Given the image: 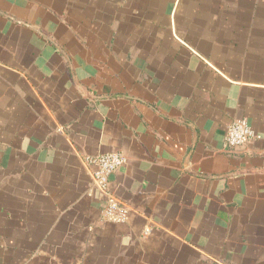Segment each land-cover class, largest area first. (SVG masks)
Wrapping results in <instances>:
<instances>
[{
  "label": "crops",
  "instance_id": "obj_1",
  "mask_svg": "<svg viewBox=\"0 0 264 264\" xmlns=\"http://www.w3.org/2000/svg\"><path fill=\"white\" fill-rule=\"evenodd\" d=\"M0 264H264V0H0Z\"/></svg>",
  "mask_w": 264,
  "mask_h": 264
},
{
  "label": "built area",
  "instance_id": "obj_2",
  "mask_svg": "<svg viewBox=\"0 0 264 264\" xmlns=\"http://www.w3.org/2000/svg\"><path fill=\"white\" fill-rule=\"evenodd\" d=\"M258 135L245 119L232 121L226 129L224 147L237 150L246 147ZM86 165L90 169L93 185L104 200L101 211L102 221L109 224H123L128 219V209L111 191L110 178L127 164L126 156L121 152H109L87 157Z\"/></svg>",
  "mask_w": 264,
  "mask_h": 264
}]
</instances>
